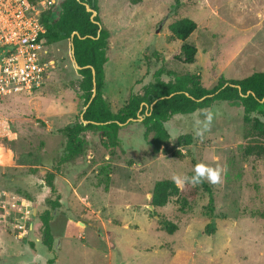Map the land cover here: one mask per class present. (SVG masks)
Here are the masks:
<instances>
[{"label":"rangeland","instance_id":"obj_1","mask_svg":"<svg viewBox=\"0 0 264 264\" xmlns=\"http://www.w3.org/2000/svg\"><path fill=\"white\" fill-rule=\"evenodd\" d=\"M97 3L110 32L101 90L114 113L132 88L149 79L144 51L150 47L161 52L169 72L198 73L205 87L221 75L239 79L264 71V0ZM184 16L196 29L184 41L170 39L168 25ZM183 42L197 48L193 63L174 57ZM48 49L54 65L43 85L9 95L0 105L15 134L0 139L12 152L10 165L0 163V187L32 208L21 237L0 220V264H264V156L243 155L241 106L213 103L216 116L203 141L193 129L201 109L173 115L165 124L167 145L157 152L149 145L152 132L145 133L135 120L119 131L114 146L98 131L85 132V154L64 161L63 128L83 110L84 89L69 40ZM198 162L227 169L220 184L205 180L214 197L213 214L206 211L208 193L200 184L198 196L183 210L175 196L163 207H149L157 180L191 177ZM51 172L55 193L46 184ZM46 213L50 246L40 229ZM163 218L176 224L172 233ZM210 222L214 231L205 229Z\"/></svg>","mask_w":264,"mask_h":264},{"label":"trees","instance_id":"obj_2","mask_svg":"<svg viewBox=\"0 0 264 264\" xmlns=\"http://www.w3.org/2000/svg\"><path fill=\"white\" fill-rule=\"evenodd\" d=\"M84 2L97 12L93 18L90 17L91 12L86 10ZM41 22L45 28L43 36L47 45L64 40H69L73 45L71 57L82 66L78 72L83 82V107L89 101L93 87L91 68L85 66L90 65L95 71V95L82 116L67 123L63 128L66 143L61 160L71 161L85 154L88 141L84 133L87 131H98L108 146H114L118 142L119 131L134 121L125 125L119 123L129 118L137 119L139 115L143 116L139 123L144 126L145 133L152 132L149 141L151 150L157 152L167 145L170 133L165 124L173 115L191 114L218 101L242 107L243 139L246 141L243 155L256 158L264 156V71H253L239 79L221 75L213 86L205 87L198 73L178 75L169 72L164 67L161 52L150 47L144 51L149 79L141 82L139 88H132L125 104L114 113L101 90L110 32L101 22L97 0H56V3L41 15ZM196 27V22L187 16L175 19L168 25L169 38L184 41ZM73 32L76 34L71 36ZM196 52L194 45L183 42L179 53L174 57L182 63H193ZM173 153L180 155L179 152ZM47 177L46 183L54 192L52 174ZM200 185L208 193L205 208L211 215L214 210L211 188L206 181ZM150 193V204L154 207L165 206L170 198L175 196L183 210L190 200L198 196L199 187L188 184L179 187L171 179H160L154 183ZM260 215L264 217V212ZM40 220L42 241L50 246L53 236L49 215L46 213ZM162 224L169 233L176 229V224L166 218L162 219ZM205 229L214 231L213 222L208 223Z\"/></svg>","mask_w":264,"mask_h":264},{"label":"built area","instance_id":"obj_3","mask_svg":"<svg viewBox=\"0 0 264 264\" xmlns=\"http://www.w3.org/2000/svg\"><path fill=\"white\" fill-rule=\"evenodd\" d=\"M56 0H0V104L5 97L31 93L46 80L54 64L41 15ZM7 120L0 115V139L6 137ZM0 145V154L4 152ZM0 157V163H2ZM32 208L15 192L0 187V220L21 237L29 228ZM31 228V225H30Z\"/></svg>","mask_w":264,"mask_h":264},{"label":"clouds","instance_id":"obj_4","mask_svg":"<svg viewBox=\"0 0 264 264\" xmlns=\"http://www.w3.org/2000/svg\"><path fill=\"white\" fill-rule=\"evenodd\" d=\"M215 116L216 112L211 107L202 109L197 113L193 122V129L195 136L201 141H203L205 133L211 131ZM226 171V167L220 165L213 167L204 162H198L194 165L193 175L191 177L187 175L183 177L175 175L173 176V181L179 187H183L185 184L196 186L203 183L205 180L212 185H217L222 182L223 174L226 173Z\"/></svg>","mask_w":264,"mask_h":264},{"label":"water","instance_id":"obj_5","mask_svg":"<svg viewBox=\"0 0 264 264\" xmlns=\"http://www.w3.org/2000/svg\"><path fill=\"white\" fill-rule=\"evenodd\" d=\"M84 5H85L86 10H87L88 12H91L90 17L93 18V17L97 14V12H96L94 9H92V8L89 6L88 3L84 2ZM94 22H95V21H94ZM74 34H76V32H73L71 36H73ZM70 53H71V56H72V54H73V45H72V44H70ZM73 64H74L75 68H77V69H81V68H82V66L78 65V63H77L74 59H73ZM85 67H90V68H91V72H92V84H93V87H92V94H91V97H90L89 101L87 102V104L84 106L83 111H84L85 108L87 107V105H88V103L90 102V100L92 99V97L95 95V91H96L95 71H94V69H93L90 65H86ZM83 111H82V112H83ZM81 116H82V113H81ZM142 118H143V116H142V115H139L137 119L129 118V119H127L125 122H123V123H119V124H120V125H125V124H127L129 121L141 120ZM84 122H86V121H84ZM149 195H151V194H149ZM149 207H150V208H153V205H152V204H149Z\"/></svg>","mask_w":264,"mask_h":264},{"label":"crops","instance_id":"obj_6","mask_svg":"<svg viewBox=\"0 0 264 264\" xmlns=\"http://www.w3.org/2000/svg\"><path fill=\"white\" fill-rule=\"evenodd\" d=\"M49 53H50V51H49ZM54 64V63H53ZM3 102V101H2ZM2 102H1V104H2ZM0 104V105H1ZM83 111V110H82ZM81 113H83V112H80V115L79 116H81ZM2 117V116H1ZM4 120H7V122H8V128L6 129V137H3L2 139L4 140V139H11L12 138V136L10 137V135L12 134V135H15V134H13L9 129V120L7 119V118H4V117H2ZM65 137V136H64ZM0 145L1 146H3L2 145V143L0 142ZM4 147V152L2 153V154H0L1 156H2V163H4L3 165L4 166H8V165H10L11 164V159H12V152H11V149H9L8 147H5V146H3ZM87 150V149H86ZM86 152V151H85ZM81 157V156H80ZM49 174H52V179H53V173L51 172V173H49ZM48 176V175H47ZM46 176V177H47ZM47 179H48V177L46 178V181H47ZM52 183H53V181H52ZM47 184V183H46ZM53 186H54V184H53ZM50 187V186H49ZM3 188H5V187H3ZM6 189H8V188H6ZM9 190V189H8ZM54 192H52L51 191V188H50V191L52 192V193H55L56 192V188H55V186H54ZM10 191V190H9ZM13 192V191H12ZM51 227V226H50Z\"/></svg>","mask_w":264,"mask_h":264},{"label":"bare ground","instance_id":"obj_7","mask_svg":"<svg viewBox=\"0 0 264 264\" xmlns=\"http://www.w3.org/2000/svg\"><path fill=\"white\" fill-rule=\"evenodd\" d=\"M0 157H2V156L0 155Z\"/></svg>","mask_w":264,"mask_h":264}]
</instances>
